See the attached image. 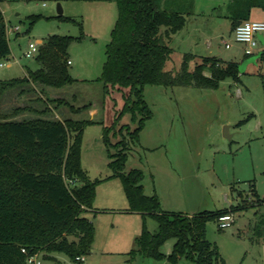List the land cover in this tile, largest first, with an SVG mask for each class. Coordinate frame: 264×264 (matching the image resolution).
Segmentation results:
<instances>
[{"label":"rangeland","instance_id":"1","mask_svg":"<svg viewBox=\"0 0 264 264\" xmlns=\"http://www.w3.org/2000/svg\"><path fill=\"white\" fill-rule=\"evenodd\" d=\"M227 1L196 0L199 16L189 17L185 29L167 42L173 53L166 72L178 73L186 54L196 57L191 71L202 57L243 62L244 46L235 42L231 20L225 16ZM60 5L62 16L71 21L58 18L57 2L0 0L10 46L8 60L0 62L6 64L0 67V119L12 118L17 108L43 110L39 99L71 102L75 96V107L92 105L97 111L94 119L89 112L71 114L66 108L48 114L54 119L97 122L84 130L81 144V167L97 183L93 209L84 214L95 228V239L92 252L81 264H171L134 254L143 218L129 212L123 185L113 177L110 155L116 153L113 146L120 135L110 136L111 147L103 141L104 128L115 123L129 95L126 89L104 94L100 81L118 17L117 5L68 1ZM33 16L41 19L32 26ZM16 27L17 32L11 30ZM52 36L81 38L68 49L69 74L77 83L60 89L33 83L4 87L3 82L27 77L29 70L39 69L37 55L27 58L25 54L30 44L43 46ZM225 43L232 47L227 49ZM243 70L240 82L227 78L216 90L146 86L143 98L152 116L137 139L129 142L122 171H141L145 195L157 196L163 211L194 216L244 206L228 212L234 219L228 229L221 230L215 221L207 224L206 239L217 247L220 264H264V241L255 237L257 221L264 215V205L257 203L264 199V59ZM31 117L35 115L24 113L15 119ZM124 126L134 131L138 121L134 123L131 115H125L118 120L116 130ZM226 128L230 139L225 137ZM146 225L152 234L157 232L153 219L147 218ZM174 243V239L168 240L162 253L169 256ZM54 257L56 261L42 258L43 264H72L63 254ZM177 264L194 263L183 259Z\"/></svg>","mask_w":264,"mask_h":264},{"label":"trees","instance_id":"2","mask_svg":"<svg viewBox=\"0 0 264 264\" xmlns=\"http://www.w3.org/2000/svg\"><path fill=\"white\" fill-rule=\"evenodd\" d=\"M49 1L114 2L117 5L118 17L106 48L100 81L104 84V94L109 89H126L129 95L115 123L104 128L103 141L111 147L110 136L120 135V141L113 146L116 153L110 155L113 177H118L123 185L129 212L143 218L138 250L134 254L171 264L183 259L194 264H220L217 247L206 239L207 224L244 206L204 211L193 217L164 212L157 196L145 195L141 171H122L129 142L137 139L144 123L152 116L143 98L146 86L216 90L227 78L240 82V63L202 57L191 71L190 64L196 57L186 54L178 73L165 71L173 53L167 42L185 28L188 18L194 14L195 0ZM254 8L264 10V0H231L226 16L231 20V31L249 21ZM58 18L71 21L63 16ZM39 19L41 16H33L31 25ZM80 39L50 37L35 58L39 69L29 70L27 77L5 81L3 86L33 83L42 88L60 89L76 84L77 80L68 70V49L73 41ZM9 55L6 25L0 13V62L8 60ZM260 58L264 59V50ZM38 101L44 104L43 110L17 108L12 118L0 119V264H27L29 256L35 253L51 261H56L54 255L63 254L74 262L77 257L91 253L95 239V228L84 214L93 209L97 183L92 182L81 167V144L84 130L97 122L48 116L61 108L71 114L89 112L91 105L75 107L72 104L76 102L75 96L71 102L50 98ZM24 113L35 117L15 119ZM125 115H131L134 123L138 121L134 131L127 126L116 130L118 120ZM257 203L264 204V199H258ZM147 218L156 221V233L148 230ZM263 231L264 215L255 229L258 240L262 239ZM170 239L175 243L172 253L166 256L161 249Z\"/></svg>","mask_w":264,"mask_h":264},{"label":"built area","instance_id":"3","mask_svg":"<svg viewBox=\"0 0 264 264\" xmlns=\"http://www.w3.org/2000/svg\"><path fill=\"white\" fill-rule=\"evenodd\" d=\"M12 31L17 32L18 27L12 28ZM264 34V22L260 21H246L241 25L237 26L233 32L235 42L244 46L245 56L252 57L259 50V41L258 36ZM226 48L229 49L232 47V44L225 43ZM41 46L37 44H30L29 51L25 54L27 58H30L33 54H38ZM70 65V60L68 61ZM6 66L5 63H0V67ZM218 225L221 230L230 228L233 225L234 219L231 214H226L221 216L218 219ZM23 253H26L25 250H22ZM86 257H77L72 264H81L85 261ZM27 264H43L41 254L35 253L29 256Z\"/></svg>","mask_w":264,"mask_h":264},{"label":"crops","instance_id":"4","mask_svg":"<svg viewBox=\"0 0 264 264\" xmlns=\"http://www.w3.org/2000/svg\"><path fill=\"white\" fill-rule=\"evenodd\" d=\"M231 4V0H228L227 1V3H224V9H225V16H227V8H228V6ZM196 0H195V10H194V14L191 16V18H193V17H196V16H199V14L198 13H196ZM216 9V8H215ZM214 9V10H215ZM213 15V14H212ZM213 17V16H212ZM254 17V18H253ZM194 19V18H193ZM249 21H260V22H264V10L263 9H260V8H254V9H252V11H251V14H250V17H249ZM186 27V26H185ZM185 29V28H184ZM183 29V30H184ZM182 30V31H183ZM181 32V31H180ZM232 32V35H233V31H231ZM175 36V35H174ZM173 36V37H174ZM259 36H261V40H259L258 38V41H259V50H258V52L255 54V55H257V54H259V53H261L263 50H264V34H262V35H259ZM173 37H172V39H173ZM211 46H212V44H211V42L210 41H207V47L208 48H211ZM243 53H244V51H243ZM244 56H245V54H244ZM244 58V57H243ZM250 58V57H249ZM243 60H245V58L243 59ZM241 63V62H240ZM104 89V88H103ZM110 90H117V91H121V90H118V89H109L108 91H110ZM77 98V97H76ZM76 101H77V99H76ZM123 108V107H122ZM96 114H97V111L94 109V107L91 105V109H90V111H89V117L91 118V119H94L95 118V116H96ZM68 116V115H67ZM94 121V120H93ZM259 205H264V204H259ZM164 212H168V211H164ZM168 213H174V212H168ZM184 215H187V214H184ZM188 216V215H187ZM195 216V215H194ZM188 217H193V216H188ZM259 221H257V223H258ZM262 235H263V237H262V239H260V241L262 240V241H264V231H263V233H262ZM91 252H92V250H91Z\"/></svg>","mask_w":264,"mask_h":264},{"label":"water","instance_id":"5","mask_svg":"<svg viewBox=\"0 0 264 264\" xmlns=\"http://www.w3.org/2000/svg\"><path fill=\"white\" fill-rule=\"evenodd\" d=\"M58 13L59 16H62L63 14V10L61 8L60 3H58ZM258 39L261 40V36H258ZM261 57V53L254 55L250 58H247L245 60H243V62L239 65V73L242 74L244 72V68L246 65L248 64H255L257 62V60ZM225 137L230 139V135L227 133V128L225 129Z\"/></svg>","mask_w":264,"mask_h":264}]
</instances>
